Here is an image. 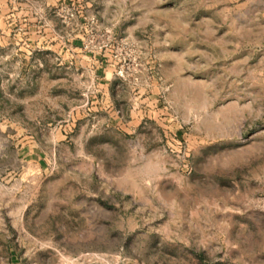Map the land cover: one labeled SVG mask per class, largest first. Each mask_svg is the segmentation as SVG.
I'll list each match as a JSON object with an SVG mask.
<instances>
[{"label": "rangeland", "instance_id": "1", "mask_svg": "<svg viewBox=\"0 0 264 264\" xmlns=\"http://www.w3.org/2000/svg\"><path fill=\"white\" fill-rule=\"evenodd\" d=\"M4 1L0 264H264V0Z\"/></svg>", "mask_w": 264, "mask_h": 264}, {"label": "crops", "instance_id": "2", "mask_svg": "<svg viewBox=\"0 0 264 264\" xmlns=\"http://www.w3.org/2000/svg\"><path fill=\"white\" fill-rule=\"evenodd\" d=\"M0 2L1 4H3L6 1L0 0ZM13 5H14V10L12 13V20L5 24V30L6 32H14L15 39L18 40V39H22L23 37V29H24V12H23L24 6L23 5L24 4L22 0H15L13 2ZM73 42L74 43H72V46L74 47V49L82 45V41L80 40H75ZM99 59L100 57H95V60H94L96 69L94 72L93 79L95 81V85L98 86L99 89L105 90L108 86H110V84H112V79L115 77H114L113 69L110 68L111 67L110 64L107 67L100 69V65L98 63H102V62H99Z\"/></svg>", "mask_w": 264, "mask_h": 264}, {"label": "built area", "instance_id": "3", "mask_svg": "<svg viewBox=\"0 0 264 264\" xmlns=\"http://www.w3.org/2000/svg\"><path fill=\"white\" fill-rule=\"evenodd\" d=\"M117 55H115L116 57ZM115 74L119 77L125 78V76L127 75V66L121 64L118 69L116 70Z\"/></svg>", "mask_w": 264, "mask_h": 264}]
</instances>
